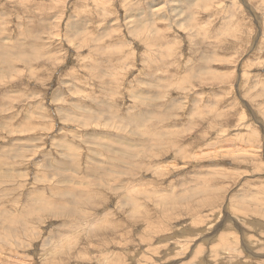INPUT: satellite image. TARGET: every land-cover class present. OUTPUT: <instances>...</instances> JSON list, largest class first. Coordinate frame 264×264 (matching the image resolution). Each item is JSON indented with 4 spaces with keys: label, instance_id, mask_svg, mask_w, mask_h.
<instances>
[{
    "label": "rangeland",
    "instance_id": "1",
    "mask_svg": "<svg viewBox=\"0 0 264 264\" xmlns=\"http://www.w3.org/2000/svg\"><path fill=\"white\" fill-rule=\"evenodd\" d=\"M0 264H264V0H0Z\"/></svg>",
    "mask_w": 264,
    "mask_h": 264
},
{
    "label": "bare ground",
    "instance_id": "2",
    "mask_svg": "<svg viewBox=\"0 0 264 264\" xmlns=\"http://www.w3.org/2000/svg\"><path fill=\"white\" fill-rule=\"evenodd\" d=\"M29 147H30V146H29ZM60 202H61V201H60ZM219 223H220V222H219ZM99 225H100V224H99ZM216 228H217V227H216ZM213 229H214V228H213ZM207 230H208V229H207ZM197 231H198V230H197ZM173 239H174V238H173ZM173 239H172V240H173ZM200 242H201V241H200ZM133 244H134V243H133ZM250 245H251V244H250ZM240 246H241V245H240ZM176 247H177V246H176ZM203 258H204V257H203ZM206 263H207V262H206Z\"/></svg>",
    "mask_w": 264,
    "mask_h": 264
}]
</instances>
